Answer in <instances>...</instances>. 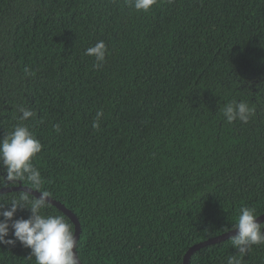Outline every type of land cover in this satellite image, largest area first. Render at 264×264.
<instances>
[{"label": "trees", "instance_id": "obj_1", "mask_svg": "<svg viewBox=\"0 0 264 264\" xmlns=\"http://www.w3.org/2000/svg\"><path fill=\"white\" fill-rule=\"evenodd\" d=\"M99 41L97 67L85 51ZM232 102L253 110L247 123L224 117ZM20 106L36 115L21 121ZM21 123L43 145L42 190L80 221L82 264H183L242 207L264 214V0H158L148 13L129 0H0V139ZM233 254L228 239L190 264ZM29 256L0 245V264ZM242 264H264V245Z\"/></svg>", "mask_w": 264, "mask_h": 264}, {"label": "clouds", "instance_id": "obj_2", "mask_svg": "<svg viewBox=\"0 0 264 264\" xmlns=\"http://www.w3.org/2000/svg\"><path fill=\"white\" fill-rule=\"evenodd\" d=\"M158 0H129V6L136 11L148 13ZM85 55L94 57L96 66L103 64L107 55V46L99 41L85 51ZM22 115L21 121H27L36 114L23 107H18ZM224 117L229 123L237 119L247 123L252 115V109L245 102H232L222 109ZM103 112H97L93 128H99ZM59 131V126H56ZM43 145L35 138L29 128L23 123L14 126L13 131L0 139V189L18 185L17 182L27 181L32 189L21 191L18 198L10 205L0 207V245L15 246L19 242L24 248L30 249V256L36 264H79L76 249L77 240L74 224L65 219V215H48L42 212L52 205L51 193L42 190L43 179L41 173L33 165V158L42 151ZM33 193H38L36 196ZM19 210H27V219L14 220ZM260 215L254 208L242 207L235 223L226 232H235L229 240L236 254L228 257L227 264H242L254 245H264V223H258ZM12 238L6 239L10 235Z\"/></svg>", "mask_w": 264, "mask_h": 264}, {"label": "water", "instance_id": "obj_3", "mask_svg": "<svg viewBox=\"0 0 264 264\" xmlns=\"http://www.w3.org/2000/svg\"><path fill=\"white\" fill-rule=\"evenodd\" d=\"M26 189H29L30 191H36L35 189H32L31 187H28L26 185H23L22 183H19V185H15L13 187H6L3 189H0V194H5V193H11V192H21V191H25ZM34 195L38 196V193H33ZM50 199L52 200V205L55 206L59 211H61L64 215H66L67 217H69L71 219V221L74 223L75 225V234H76V240L78 242L80 234H81V224L80 221L78 219V217L76 216L75 213H73L72 210L68 209L64 204H62L61 202L53 199L52 197H50ZM258 223H264V214H262L259 218H258ZM231 235H235V232H229V233H224L221 234L217 237H212L206 241L200 242L195 244L194 246H192L188 252L186 253L185 257H184V261L183 264H190L191 263V259L194 256L195 253L201 251L202 249L208 247V246H212L221 242H224L226 240L229 239V236ZM77 247V246H76ZM74 253H76V249H73ZM78 255V252H77ZM79 264H82V262L80 261L79 257Z\"/></svg>", "mask_w": 264, "mask_h": 264}]
</instances>
